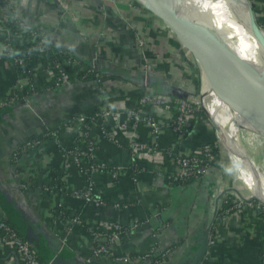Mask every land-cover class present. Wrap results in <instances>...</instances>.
Returning <instances> with one entry per match:
<instances>
[{"label": "crops", "instance_id": "0c3cea01", "mask_svg": "<svg viewBox=\"0 0 264 264\" xmlns=\"http://www.w3.org/2000/svg\"><path fill=\"white\" fill-rule=\"evenodd\" d=\"M250 2L255 17L264 19V0ZM2 4L0 0V16L16 18L23 24L14 42L19 52H25L30 43L26 28L34 26L77 58L92 62L97 75H76L68 83L52 85L41 70L36 73L35 91L0 110V216L8 217L28 238L36 235L41 243L37 250L48 261L55 250L71 264H114L109 258L86 260L90 233L104 230L112 220L129 226L136 217L138 223L130 226L119 245L121 252L136 256L155 245L167 251L159 264H198L207 236L209 248L201 264H258L260 226L256 205L250 199L254 193L238 176L233 159L221 146L216 123L201 110L187 115V132L180 140L168 125V114L157 111L163 124L162 144L172 143L178 152L197 151L205 142L218 147L206 172L185 183L169 180L173 164L162 152L161 157L143 152L133 158L127 142L130 137L146 139L147 127L139 123L132 128L120 111L123 128L111 119L106 121L113 139L93 130L98 136L92 156L82 157L78 164L67 160L66 150L75 133L64 126L58 130V144L46 138L17 162L12 160V150L32 134L56 127L65 117L87 112L109 97L110 101H119L143 89L171 94L173 87H179L193 98V77L197 74L192 62L195 57L167 26L160 24L159 18L150 22L136 0H28L23 9L18 0H9L5 7ZM10 24L12 27V21ZM137 33L149 38L144 49L136 43ZM43 58V53H34L27 60L33 67ZM17 81L26 83L27 78L10 56L1 57L0 95L10 93ZM245 153L264 174V159L255 152ZM91 159L107 167L119 165L120 173L114 179L107 167H91ZM26 169L31 173L28 187H23ZM89 177L103 203L72 195L71 189L83 186ZM53 183L62 185L63 191L55 189ZM226 197L241 203L224 207ZM52 200L66 208L63 217L69 220L67 230L56 228L49 210ZM115 202L120 206H114ZM72 214L80 216L81 221L72 223ZM213 222L215 232L210 235ZM141 261L134 260L133 264H143ZM0 264L19 262L9 256Z\"/></svg>", "mask_w": 264, "mask_h": 264}, {"label": "built area", "instance_id": "2783aa9c", "mask_svg": "<svg viewBox=\"0 0 264 264\" xmlns=\"http://www.w3.org/2000/svg\"><path fill=\"white\" fill-rule=\"evenodd\" d=\"M2 6H6L9 0H2ZM20 9H23L28 2V0H18ZM136 2L147 12V17L150 22L154 17L159 18L157 15L149 11L145 6H143L138 0ZM4 6V7H5ZM9 18L6 16H0V30L5 32H11L12 29L10 27ZM16 19V18H15ZM6 21V24L4 23ZM160 24H164V22L159 18ZM9 24V25H8ZM28 28V27H27ZM26 28L28 32V36L30 38V43L25 52L21 55L7 54L4 56H10L13 62L18 66L20 72L27 78L26 83L17 81L14 84L13 90L8 93L11 98L15 95L16 89H19L23 94L27 92H33L36 90L35 86V78H37L36 73L45 70L46 74L51 80L52 85H60L64 83L70 82L76 75H78L79 71L83 70L82 77L88 76L92 74L93 76L97 75L96 66L90 62V66L85 68L83 64L80 63V60L72 54L69 50H56L51 49V53L47 54L48 48H50V43L52 40L48 38L45 34L41 32V36L38 35L36 30H30ZM136 43L141 46H148L149 38L147 35H142L137 33ZM59 45V44H58ZM61 46V45H59ZM8 44L0 42V51L7 49ZM63 48V47H62ZM34 53H43L44 58L42 61L36 62L33 67H31L33 71V79L30 80L27 72V62L28 58L33 56ZM30 54L29 56H27ZM68 64H76L78 65V70L75 72H68L66 70V66ZM85 70V71H84ZM127 98L123 100H106L100 105L92 108L87 112H78L72 115H69L70 122L64 124V127L69 128L74 133L86 137L87 144L82 145L76 152H80V156H74V163H80L82 157H91V151L95 147V139L98 136L97 134L89 135L88 130H83L81 126L88 127L87 121H91L92 129L97 130L100 136H108L113 139V135L109 134L106 130V121L113 120L116 123L123 126V120L120 119L119 111L124 114V118L127 122L130 123L132 128H136L139 123H143L147 127L148 137L146 139H138L136 137H130L127 142V147L131 150V154L133 158H136L141 153L146 152L148 156H160V150H165L173 157L171 163L173 164V170L168 174L169 180L173 183H183L190 177H198L206 172L209 167L210 162L214 158L215 153L213 152L215 144L211 142L203 143L197 151L192 152H178L173 148L172 143L169 145H164L160 142V135L162 132V122L158 118L157 111L162 110L165 111L168 119L169 127L174 131L176 139H182L187 132V115L192 112L195 108H197L200 104L199 100L196 98L189 97L188 95L182 97L173 98L168 94L162 93H152V92H144L139 97L135 98L131 104H127ZM7 103L5 101H1V104ZM123 123V124H122ZM60 126L55 128L46 129V134H50V138L53 139L57 144L59 140L57 138V133ZM123 128V127H122ZM90 136V137H89ZM44 139L28 137L23 142L18 144L11 152V158L14 162H17L20 156L30 149L38 146L41 141ZM71 148L69 147L66 150L67 157L70 153ZM145 153V154H146ZM139 154V155H138ZM91 162V161H90ZM95 167L106 168L107 165L105 163H96L91 164ZM88 168V170L91 169ZM112 174L114 179L117 178L120 173L119 165H109L107 167ZM30 171L26 169L24 171V177H22L21 186L28 187ZM55 189L59 191L62 190V185L59 183H53ZM52 187V188H54ZM55 191V190H53ZM71 193L73 196L83 199L88 202L95 203H103L104 199L101 195L95 190L93 180L89 177L85 184L81 187H74L71 189ZM227 202V199L224 200ZM232 205H239L241 203L240 200L233 199L229 202ZM50 212L56 221V228L67 230L69 225V220L64 219L63 216L66 215V208L60 203V201L52 200L50 204ZM114 206L119 207L120 203L115 202ZM229 209V208H228ZM226 209L225 211H227ZM71 222L77 223L80 220V216L77 214H72ZM138 223V219L134 217L129 226L122 223L119 220H112L109 224H107V228L104 230H99L98 232H94L91 235V247L90 254L86 257L87 261H99L105 258H109L113 261L114 264H128L133 262L134 260L145 259L148 257H152L154 254H157L158 257L155 258L153 264H159L167 253L166 250L157 249L156 246L152 245L145 251L135 255H131L125 252H121L119 249V245L121 244L124 237L128 235V230L130 226H135ZM260 250H259V263L264 264V217L262 218V226L260 228ZM213 239L209 240L211 243ZM6 247L14 249L17 252L18 256L23 260L24 264H51V261L41 262L37 258L36 250L32 246V243L29 239L22 237L17 230L6 220L5 217L0 216V251L3 252L6 250ZM205 263V262H204Z\"/></svg>", "mask_w": 264, "mask_h": 264}, {"label": "bare ground", "instance_id": "6f19581e", "mask_svg": "<svg viewBox=\"0 0 264 264\" xmlns=\"http://www.w3.org/2000/svg\"><path fill=\"white\" fill-rule=\"evenodd\" d=\"M176 2L179 16L189 26L197 30L201 24H208L215 38L251 63L255 82L264 92V60L262 59L264 42L260 43L251 31L249 12L244 0H176ZM201 75L203 85L200 99L205 113L220 128L219 138L233 159L238 176L255 195L264 199L263 172L246 156L237 136L229 132L220 121V106L229 104L236 107L234 100L222 88L224 81L211 78L202 70Z\"/></svg>", "mask_w": 264, "mask_h": 264}, {"label": "water", "instance_id": "95a60500", "mask_svg": "<svg viewBox=\"0 0 264 264\" xmlns=\"http://www.w3.org/2000/svg\"><path fill=\"white\" fill-rule=\"evenodd\" d=\"M149 11L157 15L167 26L169 31L182 46L196 59L204 73L214 79L224 81L222 88L235 102L236 109L249 127L264 128V92L255 82L251 63L241 54L226 46L222 41L214 37L213 30L207 24H201L197 30L189 26L178 14L176 0H138ZM249 12L250 28L255 38L263 44L264 30L258 24L252 3L244 0ZM264 60V57L262 56ZM171 94L185 96L183 89L173 87ZM243 126V125H242ZM260 133L264 136V130ZM264 199L251 194L250 199ZM215 213V211H214ZM32 246L37 249L40 241L37 236L29 237ZM207 236L204 239V249L207 244ZM202 251V250H201ZM51 264H71V262L55 250H52Z\"/></svg>", "mask_w": 264, "mask_h": 264}, {"label": "trees", "instance_id": "16d2710c", "mask_svg": "<svg viewBox=\"0 0 264 264\" xmlns=\"http://www.w3.org/2000/svg\"><path fill=\"white\" fill-rule=\"evenodd\" d=\"M9 21L11 20L12 21V24L13 26L11 27L12 31L11 32H5L3 30H0V42H3V43H7L8 44V48L7 49H4L2 51H0V58L3 57L4 55H7V54H14V55H21L23 53L19 52L15 47H14V42L16 41L17 39V33L18 31H20L22 29V23L21 21H16L15 18H9L8 19ZM10 21V22H11ZM9 22V23H10ZM257 22L260 26H262L264 28V19L262 18H257ZM6 24V21L4 22ZM9 25V24H8ZM11 25V24H10ZM28 31H30L31 29L32 30H36L38 32V35L41 36L43 34H41V32H39V30L34 27V26H28ZM50 48H48L47 50V54H50L51 53V49H56V50H60V51H63L65 48H62L61 46H59L57 43H54V42H51L50 43ZM30 54H28L27 56H29ZM80 60V63L83 64V66L85 68L89 67L90 63L87 61V60H84L82 58H78ZM27 72L26 74L28 75V77L30 78V80H32L33 78V71L31 69V63L30 62H27ZM66 70L68 72H75L78 70V65L76 64H68L66 66ZM85 71V70H84ZM115 72V71H114ZM83 70L79 71L78 75L82 77V74H83ZM117 73V72H115ZM93 75L90 74L88 76H85V77H82V78H91ZM193 79L195 80V78L193 77ZM144 92H152V93H160V92H154V91H150L148 89H143L141 90L140 92L136 93V94H133V95H130L128 98H127V104H131L132 101L139 97L142 93ZM28 93H31V92H27L26 94ZM162 94H165V93H162ZM168 95H170L171 97L173 98H176L175 95L173 94H169V93H166ZM23 94L19 89H16V92H15V95L13 96V98L10 97V95L8 93H2L0 95V110H2V108L6 107L7 105L13 103L14 101H16L17 99L23 97ZM120 97V96H119ZM108 98V97H107ZM107 100H111V98L109 97ZM1 101H5L7 103H3L1 104ZM198 110H201L200 107L198 106L197 108H195L192 112L190 113H196V111ZM189 113V114H190ZM70 122V117H65L55 128L59 127V126H63L64 124H67ZM92 124L91 121H87V125L88 127H85V126H81V128H83V130H88L89 132V135L93 134V127H92ZM31 137H35V138H40V139H48L50 138V134H46V131H42L38 134H32ZM90 137V136H89ZM211 143H214V142H211ZM87 144V139L86 137H82L78 134H74L73 136V142L70 146L71 148V151L70 153L68 154V162H71V163H74V159L73 157L74 156H80V152H76L82 145H86ZM218 151V147L216 146L215 144V147H214V150L213 152L216 154V152ZM160 152H162V154L164 156L167 157V159L169 161L173 160V157L168 154L167 151L165 150H160ZM91 164H96V162L91 159ZM194 178H197V177H190L189 179H187L186 181H184L183 183L185 182H188V181H191L192 179ZM227 194H224V196H226ZM223 198V197H222ZM225 199H227V202H229L231 200V197H226ZM252 201L255 203L256 205V212H257V223L259 224L260 228L262 226V218L264 217V203L261 202L260 200L256 199V198H253ZM225 202L224 204V207L225 205H227L228 203ZM217 216V215H216ZM6 220L17 230V232L24 238H27L29 239L25 234H23L18 228H16V226L13 225V223L11 222V220L8 219V217H5ZM216 220V218H215ZM214 223L213 222V225L211 226V229H210V235H212L214 232H215V229H214ZM259 236H260V229H259ZM207 245V244H206ZM208 246H206L204 249H202L201 253H200V258H199V262L198 264H201L202 262H205L206 260V253L208 251ZM35 249V248H34ZM36 250V254H37V258L41 261V262H48V259L46 257H44L45 255H43L39 250L35 249ZM9 256H14L19 264H24L23 260H21V258L18 256L17 252H15L12 248H9V247H6V250L4 252H2L0 254V262L4 261L6 258H8ZM158 257L157 254H154L152 257H148V258H145L141 261V263L143 264H153V261L155 260V258ZM134 262H131V263H128V264H133Z\"/></svg>", "mask_w": 264, "mask_h": 264}, {"label": "rangeland", "instance_id": "374dc122", "mask_svg": "<svg viewBox=\"0 0 264 264\" xmlns=\"http://www.w3.org/2000/svg\"><path fill=\"white\" fill-rule=\"evenodd\" d=\"M262 27V26H261ZM264 30V28L262 27ZM193 65L195 66L196 70V78H195V91L193 93V97L200 101L201 104H198L201 111L205 113V110L202 106L201 91H202V75H201V68L194 60L192 61ZM220 121L222 125L231 133H234L235 136L239 139L244 151L252 154V152L257 153L264 159V136L260 133L261 129L264 128H256V127H249L246 125V122L243 118H241V114L236 109L229 104L221 105L220 108ZM206 114V113H205ZM240 115V116H239ZM239 116V118H238ZM237 119V120H236ZM216 125V131L219 135L220 128ZM232 125V126H231ZM243 125V126H242ZM219 142L224 149L223 143L219 138ZM248 186V185H247Z\"/></svg>", "mask_w": 264, "mask_h": 264}]
</instances>
